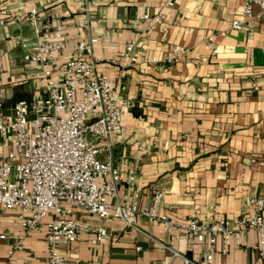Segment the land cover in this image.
Returning a JSON list of instances; mask_svg holds the SVG:
<instances>
[{"label":"crops","instance_id":"obj_1","mask_svg":"<svg viewBox=\"0 0 264 264\" xmlns=\"http://www.w3.org/2000/svg\"><path fill=\"white\" fill-rule=\"evenodd\" d=\"M167 1L0 0L3 108L9 112L16 101L42 92L36 79L26 78L37 66L23 60L18 41H60V61L79 41L94 37L97 72L122 86L133 104L122 116L124 137L92 139L102 149L100 160L110 156L133 167L142 202H149L153 189L162 191L160 212L168 217L186 219L194 205L200 218L209 205L214 219L237 217L249 210L250 196L264 199V21L230 28L240 16V0H171L172 6ZM33 4L41 13L36 29L9 18L10 10ZM158 14L159 23L140 19ZM131 41L134 53L144 50L148 57L164 55L173 45L186 52L173 64L129 65L122 53ZM143 142L148 144L139 148ZM10 148V139L0 142V158ZM17 212L0 208V264H42L49 253L44 228L26 232ZM73 216L88 229L75 242L57 246L70 264H183L182 257L193 264L207 251L190 236L170 245L162 225L143 217L137 228L108 221L110 239L97 244L92 240L99 219L75 205ZM257 240L253 230L227 243L218 240L212 264H264Z\"/></svg>","mask_w":264,"mask_h":264},{"label":"built area","instance_id":"obj_2","mask_svg":"<svg viewBox=\"0 0 264 264\" xmlns=\"http://www.w3.org/2000/svg\"><path fill=\"white\" fill-rule=\"evenodd\" d=\"M90 5L86 3L87 8ZM167 5L172 6V1L168 0ZM238 12L240 16L230 22V28L241 29L256 20L264 21V0H240ZM9 18L36 29L41 20L40 8L33 4L25 10H10ZM140 19L159 23L161 15H142ZM95 42L94 37L79 41L69 57L58 61L60 41L40 36L18 41L24 50L23 60L37 66V72L26 78L36 79L42 92L16 101L9 112L4 111L0 92V142L11 141L6 156L0 158V208H17V217L26 232L44 228L49 253L42 264H70L57 253V246L75 242L88 229L87 223L73 216V205L99 219L92 240L97 244L110 239L108 221L119 219L126 226L137 228L138 219L143 217L162 225L170 235V245L190 236L207 246L203 258L193 264H212V247L217 241L227 243L246 230L257 233L256 251L264 262L261 196H250L249 210L237 217L214 219L215 207L209 205L208 215L200 218L199 207L194 205L186 219H173L160 212L162 191L153 189L149 202H142L140 191L133 187V167L125 162L115 163L110 156L98 159L102 149L88 141L86 133L97 141L106 140L111 134L124 137L122 116L133 104L123 94L122 86L97 72ZM134 47L135 41H131L122 53L129 65L173 64L186 52L184 46L173 45L164 55L148 57L144 50L134 53ZM206 47L212 49L210 44ZM146 144L141 143L139 148ZM172 253L179 255L173 249ZM182 260L183 264L192 263L186 257Z\"/></svg>","mask_w":264,"mask_h":264},{"label":"rangeland","instance_id":"obj_3","mask_svg":"<svg viewBox=\"0 0 264 264\" xmlns=\"http://www.w3.org/2000/svg\"><path fill=\"white\" fill-rule=\"evenodd\" d=\"M85 136H86V139H87L88 141H90V140L92 141V139L95 140L94 136H93L92 134H90V133H86ZM101 156H102V155L99 154V155H98V159H100ZM83 212L86 213L85 211H83ZM96 222H97V223H100L99 220H97Z\"/></svg>","mask_w":264,"mask_h":264}]
</instances>
